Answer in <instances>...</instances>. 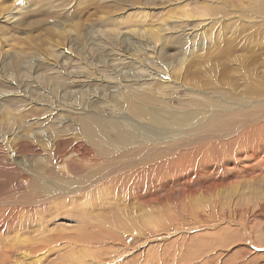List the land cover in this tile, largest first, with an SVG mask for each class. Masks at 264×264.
Listing matches in <instances>:
<instances>
[{"label":"rangeland","instance_id":"obj_1","mask_svg":"<svg viewBox=\"0 0 264 264\" xmlns=\"http://www.w3.org/2000/svg\"><path fill=\"white\" fill-rule=\"evenodd\" d=\"M206 1L208 3L204 1V5L207 10L198 9L195 4L196 0H0V83L4 84V87L0 89V207L3 206V202H6V198L14 200L24 196L28 202L36 204L38 195L44 192L33 190L32 184L40 180V175L48 180L60 176L61 178H86V181L93 182L98 175H91L92 171L98 168L100 170L102 167L108 168L109 163H102V161L93 165L89 160L85 161L78 156L75 157L70 153L71 142L63 140L67 135L62 134L67 133V126L73 118L72 115L84 113L92 106L96 108L104 106L101 112L105 115L116 114L111 109L115 97H120V93L125 91V87H122L126 86L125 84L142 83L128 90L140 96L150 93L153 96L165 97L170 107L178 108L179 105L182 109L200 107V104L205 101L206 94L210 93L221 96L230 94L239 96L246 93L251 96L250 90H254L255 97L256 93L264 94V0ZM186 8L192 9L193 13L190 17L183 18L182 13ZM6 10L13 11L16 17L7 16ZM144 15H147L149 22L154 24L159 23L162 16L169 21L170 29L164 32L158 47L162 48L163 55H173L172 64L166 65L163 62L159 64L157 53L152 49L142 47V50H131L132 48L128 45L130 42L121 41L128 34L125 32L127 26L134 23L138 26ZM168 16H173L175 19ZM215 38L218 45L214 43ZM226 41H229L230 45L226 51H221ZM57 56L61 61L66 60L58 64L65 62L69 63L70 67H73L76 62H81L79 65L75 64L74 67L84 71V75L88 77L84 84L85 87L84 85L67 84L63 90L55 89L53 92L55 96L49 93L51 84L57 83L54 75ZM91 59L95 61L89 62ZM26 60L33 61V63L39 62L36 64L39 68L37 74L47 78L46 80L40 78V86L31 85L33 101L27 100L20 104L13 98L12 93H7L5 78L9 77L11 66ZM150 62L151 64H148ZM152 67H155L153 68L156 70L155 73L150 71ZM65 68L69 71V68ZM118 74L120 78L117 77ZM65 76L67 77L66 74ZM102 78L106 79V83ZM82 86L84 89L89 88L84 95L80 93ZM136 87L143 89L138 93ZM81 101H85L86 104H80ZM211 142V139L206 141V143ZM54 143L57 145L56 155L67 154L62 161L61 157L57 159L53 155L51 146ZM56 159L64 165L57 168ZM68 168L69 174L72 175H59V170ZM13 175L16 179H13ZM18 175H27V177L22 179ZM198 177L202 178V176ZM239 182L236 180L230 185L232 187L235 185L239 189L234 191V194L231 193L230 198L236 202H240V198L243 204L256 203L254 202L256 196L250 194L256 193L259 196L264 192V179L255 181L252 187H248L247 182ZM99 188L105 187L98 184L93 185L90 190L95 192L92 198L94 202L102 203V199L97 196ZM109 196L110 201L114 202L113 205L92 206L88 203L83 210L77 208L70 214L65 213V209L60 211L53 209L52 212L46 210L48 214L51 212L50 216L47 213H42V215L37 213L38 220L43 221L40 222L41 224L37 222L36 227H30L29 232L34 236V229L36 230L39 224L37 231L45 229V234L64 235L74 231L71 235L79 236L81 231V234L84 232V240L79 239L78 254L86 253L90 249L89 252L94 251L96 255L93 259L88 256L89 252L86 253L87 255L83 253L81 258L85 254L86 259L83 264H152L153 262L154 264H180V262L216 264L221 260L229 262H224L226 264H233L235 261L239 263L244 257H246L244 264H264V247L258 249L252 245L250 248L258 253H245V256H239L243 250L249 249L248 245L244 244L245 241L249 242L245 240L247 234L239 232L236 237L240 239L237 240L239 242L235 241L229 251L222 254L223 258L206 260V256L199 250L201 249L199 243L215 229H198L196 224L187 220V226L184 228L178 227L177 230L172 231L170 227L164 230L160 226L163 223L158 222L157 217L151 219L152 222L157 221V225L151 222L148 224V220H145L148 212L140 213L136 198L129 202L128 206L124 205L121 200L116 198L114 200L113 194ZM247 196L250 197V201ZM84 197L85 195L77 199L82 200ZM118 205L121 209H128L129 216L135 219V228L145 229L148 226L145 234H134L132 238L117 232L114 238L106 236L104 241L98 239L97 234L100 231L95 226L99 227L100 219L103 220V218L113 217L114 213L117 214ZM263 212L253 216L252 219V225L255 226V229H252L255 233V242H261V244L264 243ZM83 213L90 218L89 224L83 222L89 220L84 218ZM78 216L82 217V221L78 220ZM96 218H98L97 221ZM143 220L145 221L142 222ZM256 230L259 231L256 232ZM92 234H95L94 241L86 244L84 235L91 237ZM183 242L189 246L186 245L185 257L181 261L180 252L174 247H181ZM32 243L36 242L32 241ZM64 243L67 244L64 245ZM51 244L50 251L47 253L42 252L46 250L45 245L44 250L29 253L28 264L40 258L43 261L41 264H60L61 258L67 256L69 248L74 245H70L66 238ZM82 248L84 251H81ZM175 254L179 257L177 258ZM199 257H201L200 260ZM202 260L206 261L203 263ZM207 261L208 263H205Z\"/></svg>","mask_w":264,"mask_h":264},{"label":"bare ground","instance_id":"obj_2","mask_svg":"<svg viewBox=\"0 0 264 264\" xmlns=\"http://www.w3.org/2000/svg\"><path fill=\"white\" fill-rule=\"evenodd\" d=\"M204 1L205 3L207 2L206 0H196L195 4L198 9L207 10ZM184 11L182 13L183 18L190 17L193 13L190 8H186ZM6 13L11 18L16 17L13 11L6 10ZM168 17L175 19L173 16ZM149 21L148 16L144 15L138 26L137 23L127 26L125 32L128 34L124 36L122 33L124 38L121 41L130 42L128 45H130L129 48H132L131 50H142L144 47L152 49L157 53L159 64L162 62L166 65L172 64L171 58L173 55H163L162 48L159 49L160 47H158L164 32L170 29L169 21L163 16L159 23L154 24ZM214 43L217 44L216 38ZM225 43V47L221 51H226L230 45L229 41ZM220 54L222 53L220 52ZM66 58L70 60L69 57ZM56 59L58 60L54 64V68H56L54 75L57 78L55 80L57 83L53 82L51 84L50 94L55 96L54 90H63L67 84H86L88 77L84 75L85 72L74 67L78 62L74 66L72 65L73 67H70L69 63L58 64L65 59L61 61L58 56ZM78 59L81 61L80 58ZM151 62L148 64H151ZM36 64H39V62L33 63L30 60L15 63L10 67L9 77L5 76L7 93H12L14 95L13 98L19 101L20 104L27 100L33 101L31 85L37 84L40 86V78H44V80L47 78L44 76L40 77V74H37L39 68ZM65 67L69 68V71ZM153 68L155 67H152L150 71L155 73L156 70H153ZM112 69H116V67H112ZM63 72L67 73L63 74ZM98 76L100 77V75ZM117 77L120 78L119 74ZM105 78H102V80L106 83ZM0 84L1 89L4 84L2 82ZM136 84H138L137 86L142 85V83L137 82L122 86L125 87V91L120 93V97H115V102L111 109L116 114L105 115L101 112L104 106L102 108L92 106L84 113L72 115L73 118L67 126V133L62 134L67 135L63 140L71 142L70 153L74 154L75 157L78 156L85 159V161L89 160L92 162L90 164L93 165L102 161V163H109L110 166L108 168L104 167V169L102 167L100 170L98 168L91 172V175H98L93 182L86 181V178H61L60 176L48 180L40 175V180H36L32 184L33 190L44 192L38 195L36 204L35 202H28L25 196L14 200L5 199L6 202H3V206L0 207V264H28L29 253L32 254L39 250H44V245L46 250L42 252L47 253L50 251L51 243H56V241L65 238L68 239L70 245H74L69 248L68 255L63 256L64 261L63 257L61 258L60 264L85 263V254L90 249L86 253L83 252L85 253L83 258H81L83 253L78 254L79 252L77 251L80 243L79 239L84 240V232L81 234L82 231L80 230L81 233L76 236L71 235L74 231L71 234L69 232L64 235L56 233L45 234V229L37 231L43 221V216L40 217L42 221L38 220L37 213L42 215V213H47L49 210L52 212L53 209L57 211L65 209V213L70 214L77 208L83 210L88 203L92 206L113 205L114 202L110 201L111 198L109 196L111 194L114 195L112 196L114 200L115 198L119 201L121 200L124 205H128L129 202L136 198L139 203L137 207L140 213L148 212L146 213L148 214L146 218L149 219L145 218L146 221L148 220V224H154L155 221L152 222L151 219L157 217V221L163 223L160 226L164 230H168L170 227H172V231L173 229L177 230L178 227L184 228L187 226V220L192 221V224H196L198 229H215L213 232H209L208 236L199 243L201 247L199 250L206 256V260L208 258L211 260L223 258L222 254L229 251L230 246L235 241L240 240L236 238L239 232L247 234L245 240L249 241L244 243L248 245L249 249L243 250L241 255H239L240 257L246 254L258 253V251L250 248L252 245H255L258 249L264 247V243L255 242V233L252 232V229H255V226L252 225L253 216H257L258 213L264 211V192L260 193L259 196L256 193L250 194L256 196L254 201L256 203L253 205L250 202L243 204L239 196L240 202L230 198L231 193L234 194V191L239 190L235 185L233 187L230 186L236 180L237 182L240 181L239 183H242V181L243 183L247 182L246 184L250 187L255 181L264 179V96H262L264 94L256 93L257 96L255 97L254 90H250L251 96L246 93L239 96L232 94L221 96L210 93L209 95L206 94L207 96L204 97L205 101L200 104V107L182 109L179 108V105L178 108L170 107L169 101L165 97L153 96L150 93L141 94L140 96L128 90ZM115 88L117 89V87ZM141 89L143 88L136 87L138 93L139 91L141 92ZM88 91L89 88L80 87L82 95ZM80 104L85 105L86 102L81 101ZM62 118L64 119L65 117ZM210 139L212 142L206 143ZM55 144L51 146L53 155L57 159L61 157L62 161L67 154L56 155L57 145ZM57 159V168H59L64 163L59 162L60 160L58 161ZM20 162L23 163L22 160ZM69 171V168L59 170V175H72L69 174ZM18 176L22 177V179L27 177V175ZM198 176H202V178L199 179ZM13 179H16V176L13 175ZM98 184L105 187L103 189L99 188L97 194L102 199V203L94 202L92 198H94L95 192L90 190L93 185ZM101 190H104V192H101ZM84 195L85 197L82 200L77 199ZM60 198L62 199L56 201ZM248 198L250 201V197ZM118 210L119 212L117 214L114 213L113 217L100 219L99 227L94 225L100 231L97 234L98 239L100 238L104 241L106 236L114 238L117 232L132 238L134 234H145L148 226L145 229L135 228V219L133 220L129 216L130 212H128V209L119 208ZM50 213L47 214L50 216ZM83 214L85 219H89L83 222L89 224L90 218H87L85 213ZM97 219L95 220L97 221ZM78 220L82 221V217L78 216ZM157 221L156 223H158ZM37 222L41 223L36 230L34 229L35 233L33 236L30 234L29 228L36 227ZM156 223L154 225H157ZM100 226H107L106 228L108 229ZM81 227L83 226L81 225ZM97 229L94 230L97 231ZM181 235L179 237L180 240L182 239ZM74 238H77V240L72 241ZM84 238L86 244L89 242L91 244L94 241L95 234H92L91 237L84 235ZM32 241L36 243H32ZM185 243L183 242L181 247H174L175 250L180 252L181 261L185 257L187 248ZM66 244L64 243V245ZM81 251H84L83 248ZM189 251L191 250L189 249ZM89 253L88 256L94 259L96 253L94 251ZM179 256L177 255V258ZM200 258L198 259L200 260ZM245 259L246 257L241 259L239 263H237L238 261L231 262H234L233 264H244ZM206 260L201 262L204 263ZM224 262L221 260L216 264H226ZM261 262L263 263V261ZM41 263L43 261L40 258V260L37 259L32 264ZM205 263H208V261ZM180 264L184 263L180 262Z\"/></svg>","mask_w":264,"mask_h":264}]
</instances>
